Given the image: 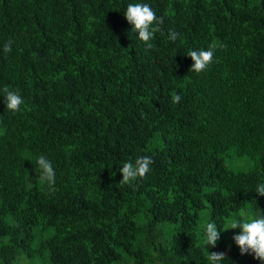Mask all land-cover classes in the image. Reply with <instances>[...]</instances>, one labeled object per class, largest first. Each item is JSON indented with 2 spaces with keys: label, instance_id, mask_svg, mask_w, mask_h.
Masks as SVG:
<instances>
[{
  "label": "trees",
  "instance_id": "obj_1",
  "mask_svg": "<svg viewBox=\"0 0 264 264\" xmlns=\"http://www.w3.org/2000/svg\"><path fill=\"white\" fill-rule=\"evenodd\" d=\"M135 3L163 19L152 48L124 18ZM138 157L150 171L119 184ZM261 183L264 0H0V264H208L207 250L262 264L227 230L264 214ZM208 222L221 232L206 250Z\"/></svg>",
  "mask_w": 264,
  "mask_h": 264
},
{
  "label": "clouds",
  "instance_id": "obj_2",
  "mask_svg": "<svg viewBox=\"0 0 264 264\" xmlns=\"http://www.w3.org/2000/svg\"><path fill=\"white\" fill-rule=\"evenodd\" d=\"M124 18L130 24L131 31L138 33V39L145 42L148 48H152L151 41L154 34L160 31L159 25L162 24L163 19L157 18L155 12L147 4L135 3L129 4L124 12ZM155 25V26H154ZM178 33L174 31L169 32V40L175 41ZM12 41L5 43L3 51L8 53L11 51ZM218 47L213 43L208 50L189 51L187 57H190L192 64L189 70L200 73L205 70L208 65L212 63L214 52ZM224 47V45H219ZM5 108L13 113L20 110V105L24 102L23 98L17 91L9 90L7 86L3 89ZM181 97L178 94H173L172 102L178 103ZM39 176L37 179L41 184H47L51 191H55L54 184L56 179L55 170L49 159L41 155L35 160ZM153 163L150 157H138L134 163L125 162L119 168L121 179L119 184H131L137 179H142L150 171V165ZM31 186V185H30ZM255 193L258 196H264V183L257 185ZM202 242L206 247H215L220 237V230L215 222H208L202 226ZM228 229H239V233L232 237L235 245L239 248L241 255L250 254L253 259L259 260L264 264V214L262 210L257 207L255 213L246 219H233L230 222ZM228 258L224 253L209 252L207 250L208 264H227Z\"/></svg>",
  "mask_w": 264,
  "mask_h": 264
}]
</instances>
